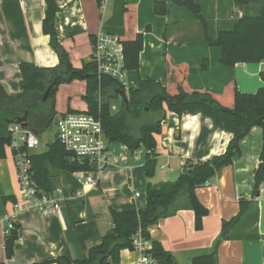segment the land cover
I'll list each match as a JSON object with an SVG mask.
<instances>
[{"label":"crops","instance_id":"0c3cea01","mask_svg":"<svg viewBox=\"0 0 264 264\" xmlns=\"http://www.w3.org/2000/svg\"><path fill=\"white\" fill-rule=\"evenodd\" d=\"M55 1L58 7L55 32L76 69L90 61L91 39L101 29L120 35L124 42L142 36L139 67L127 71L126 93L137 89L144 79L163 86L172 82L176 64L187 66L186 82L191 89L221 94L224 86L234 81L239 92L255 93L263 86L259 73L264 71V62L225 68L219 63L220 49L210 46L206 38L214 40L219 32L232 30L241 17H256L264 0H250L240 6L233 0H195L205 21L206 37L193 12L170 0H109L103 13L97 0ZM158 2L166 4L164 15L158 16L153 10ZM44 10L45 0H0V83L8 94L20 91L19 64L40 68L58 65L50 36L41 31ZM85 89V80L60 85L55 94L56 114H63L67 108L86 111ZM117 98L109 103L113 114L122 108L123 102L120 106L113 102ZM161 127V133L155 136L157 166L152 179L145 176L144 147L132 152L123 144L113 143L111 162L98 175L95 186H85L77 173H59L55 188L61 190V203L57 210L15 211L14 203L4 199L13 196L19 201L15 164L6 149L5 157L0 159V218L10 216L17 228V240L12 258L6 259L4 236L0 233V264H57L52 262L56 258L81 261L112 228L111 210H145L149 180L152 183L177 180L182 161H208L223 154L232 137L199 114L185 113L179 117L166 110ZM261 133V128H252L241 140L233 163L197 188L198 200L209 211L202 219L201 230H195L194 212L186 201L177 205L180 210L175 215L149 229L150 242H158L169 253L170 264H191L194 258L210 253L222 222L237 214L239 200L252 197ZM255 202L256 222L246 228L245 222L250 219L247 216L237 233L239 239L219 244L217 264H264V181ZM249 233L256 236L241 237ZM138 256L136 250H121L117 264H133Z\"/></svg>","mask_w":264,"mask_h":264},{"label":"trees","instance_id":"16d2710c","mask_svg":"<svg viewBox=\"0 0 264 264\" xmlns=\"http://www.w3.org/2000/svg\"><path fill=\"white\" fill-rule=\"evenodd\" d=\"M173 4L183 5L192 11L202 27L206 37L205 21L195 0H170ZM250 0H233L237 6L246 5ZM154 12L164 15L166 4L158 2L154 5ZM58 7L55 0H45L44 19L41 31L50 36V45L58 57L55 67L40 68L31 64H19L21 74L20 91L8 94L0 83V159L5 157L10 143L9 123L28 114L27 130L37 136L42 135L53 123L55 116V94L58 87L75 80H85L86 89L83 100L87 104V112L97 116L104 128L105 137L110 144L119 143L134 152L140 147L147 150L145 161V176L154 177L157 166L155 136L161 133L162 121L166 110L181 117L183 114H199L211 121L215 127H222L225 132L232 134L230 142L223 154L214 155L208 161L191 160L181 164L179 177L175 181L147 183L145 210L110 211L111 229L106 232L100 244L89 249L81 261H67L56 258L52 262L57 264H117L119 253L127 249L132 251L131 237L138 230L144 239H150L149 229L166 217L175 215L180 209L177 205L186 201L194 212V228L202 229V219L209 211L196 196L197 188L217 175L220 170L233 163L234 156L239 153V144L244 136L254 127L261 128L262 146L259 154V164L254 171L253 195L250 199L238 201L239 210L229 221L222 222L220 235L213 250L194 258L191 264H217L216 251L222 241L239 239L238 231L247 216L256 222L258 206L256 198L260 193V186L264 181V71L260 72L263 86L255 93H242L231 81L224 86L221 94L206 90L191 89L187 85L188 68L183 64L173 67L172 82L162 85L152 79L139 81L137 89H129L115 79L98 78L95 64L91 61L84 63L81 68H74L64 48L60 45L54 23ZM111 32V31H110ZM109 32V33H110ZM114 33V32H111ZM116 34V33H115ZM94 37L91 39L93 42ZM210 46L220 49L219 63L223 67H234L238 64H258L264 62V6L256 17H241L232 30L221 31L214 40L207 39ZM91 42V43H92ZM126 70H137L139 67V53L141 52L142 36L137 35L134 40L122 43ZM204 67H206L204 65ZM52 85L48 99L43 101V94ZM121 94L126 96L119 113L109 111L112 98ZM166 106V110L164 106ZM65 112H75L67 108ZM48 150L43 153L32 152L30 160V177L38 189L48 194L53 192L61 171L71 174L88 172L89 166L78 161L57 140L47 145ZM11 153V152H10ZM6 201L16 203V198L9 196ZM4 239L6 259H11L14 252V242L17 240V230ZM255 231V230H254ZM251 233L241 236L243 239L254 238ZM149 249L158 264H170L169 253L164 251L156 241H151ZM5 264V263H2Z\"/></svg>","mask_w":264,"mask_h":264},{"label":"built area","instance_id":"2783aa9c","mask_svg":"<svg viewBox=\"0 0 264 264\" xmlns=\"http://www.w3.org/2000/svg\"><path fill=\"white\" fill-rule=\"evenodd\" d=\"M109 0H97L100 13H103ZM123 39L120 35L109 33L103 29L95 34L91 43L90 61L95 64L98 78L115 79L124 86L127 71L124 62ZM54 128L57 130V140L78 161L85 162L90 170L77 173L85 186L92 187L98 182V175L110 164V143L105 137L100 119L86 111L63 112L56 115ZM10 143L13 164L16 169L19 201L14 204V210L33 209L46 211L57 210L61 203V190L55 189L48 194L38 189L30 177V160L32 152L39 145L35 132L22 129L20 125H10ZM182 161L181 164H183ZM138 195V194H136ZM14 231V223L10 216L0 218V233L4 239ZM132 251L139 253L133 264H158L150 253V239H144L138 230L131 237Z\"/></svg>","mask_w":264,"mask_h":264},{"label":"rangeland","instance_id":"374dc122","mask_svg":"<svg viewBox=\"0 0 264 264\" xmlns=\"http://www.w3.org/2000/svg\"><path fill=\"white\" fill-rule=\"evenodd\" d=\"M113 102L120 106L121 103L123 102L122 96L120 95L117 99H114ZM58 114H60V113H58ZM56 138H57V130H55V128H54V123H52L51 126L47 129V131L45 133L38 136L39 145L34 150V152H36V153L46 152L48 150V147H47L48 143L53 142ZM245 223H246L245 224L246 228H247V226L249 227L253 224L252 219H248L247 222H245Z\"/></svg>","mask_w":264,"mask_h":264},{"label":"water","instance_id":"95a60500","mask_svg":"<svg viewBox=\"0 0 264 264\" xmlns=\"http://www.w3.org/2000/svg\"><path fill=\"white\" fill-rule=\"evenodd\" d=\"M51 87H52V85L47 87V89H46V91H45V93L43 94V97H42L43 101H46V99L49 98L48 95H49V91H50ZM121 96H122L123 100L126 99V96L124 94H121ZM24 115H25L24 117L17 119L16 121H14V123L13 122L9 123V125L16 124V125H20V127L22 129H24V130L27 129L26 120H27L28 114L25 113Z\"/></svg>","mask_w":264,"mask_h":264}]
</instances>
